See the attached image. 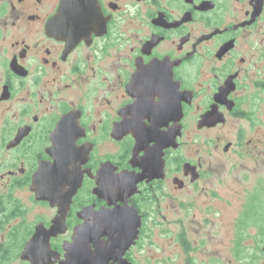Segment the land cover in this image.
Listing matches in <instances>:
<instances>
[{"label":"flooded vegetation","instance_id":"af4514ba","mask_svg":"<svg viewBox=\"0 0 264 264\" xmlns=\"http://www.w3.org/2000/svg\"><path fill=\"white\" fill-rule=\"evenodd\" d=\"M261 168L264 0H0V264H264L262 179L230 260L184 224Z\"/></svg>","mask_w":264,"mask_h":264},{"label":"rangeland","instance_id":"374dc122","mask_svg":"<svg viewBox=\"0 0 264 264\" xmlns=\"http://www.w3.org/2000/svg\"><path fill=\"white\" fill-rule=\"evenodd\" d=\"M240 171H223L218 183L215 180V188L208 190L207 194L199 187L193 190L191 213L185 214L188 219L184 224L189 229L193 244L220 250L224 261L231 259L232 233L238 216L247 207L248 194L253 186L264 181V168L256 172ZM255 193L264 197V188L257 186ZM180 224L176 222L175 228L178 229Z\"/></svg>","mask_w":264,"mask_h":264},{"label":"water","instance_id":"95a60500","mask_svg":"<svg viewBox=\"0 0 264 264\" xmlns=\"http://www.w3.org/2000/svg\"><path fill=\"white\" fill-rule=\"evenodd\" d=\"M36 177L40 178V173H38L36 175ZM36 191L37 192L40 191L41 193H43V190L42 189L40 190V188H36ZM38 195H41V194L38 193ZM49 196L50 195L46 196V195L42 194V197H40V198H48V199L52 200L51 197H49ZM57 220H54V224H52L51 227L48 228V229H45L41 225H39L37 227L36 233L32 236V238L30 239V241L27 243V245L25 247V250L23 252V256L24 257H28V258H29V256L31 257L33 255V252H34V247H38V249L40 247L49 249L48 239L50 238L51 235H55L57 233V230H58V229H56L57 228L56 224L58 225V221ZM73 246H74V242H69V244H68V247H69L68 258L63 264H82L81 262H77L72 257V256H74ZM45 262H53V260H51V259H47V260L42 259L40 264H43Z\"/></svg>","mask_w":264,"mask_h":264}]
</instances>
